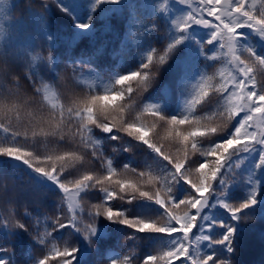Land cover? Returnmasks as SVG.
Here are the masks:
<instances>
[{"label":"snow or ice","instance_id":"obj_1","mask_svg":"<svg viewBox=\"0 0 264 264\" xmlns=\"http://www.w3.org/2000/svg\"><path fill=\"white\" fill-rule=\"evenodd\" d=\"M257 242L264 264V0H0V264Z\"/></svg>","mask_w":264,"mask_h":264},{"label":"trees","instance_id":"obj_2","mask_svg":"<svg viewBox=\"0 0 264 264\" xmlns=\"http://www.w3.org/2000/svg\"><path fill=\"white\" fill-rule=\"evenodd\" d=\"M16 15H19V10H17ZM244 260L246 264H261V252L258 242L250 250L246 251Z\"/></svg>","mask_w":264,"mask_h":264},{"label":"rangeland","instance_id":"obj_3","mask_svg":"<svg viewBox=\"0 0 264 264\" xmlns=\"http://www.w3.org/2000/svg\"><path fill=\"white\" fill-rule=\"evenodd\" d=\"M21 2H22V3H26V2H27V0H21Z\"/></svg>","mask_w":264,"mask_h":264}]
</instances>
